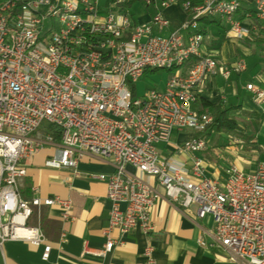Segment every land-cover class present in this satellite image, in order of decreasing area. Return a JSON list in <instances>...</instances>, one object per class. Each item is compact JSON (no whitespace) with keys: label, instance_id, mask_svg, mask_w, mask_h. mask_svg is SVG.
<instances>
[{"label":"built area","instance_id":"obj_1","mask_svg":"<svg viewBox=\"0 0 264 264\" xmlns=\"http://www.w3.org/2000/svg\"><path fill=\"white\" fill-rule=\"evenodd\" d=\"M41 1L0 0V249L6 242L42 246L41 260L47 262L51 246L40 227L30 224L34 210L58 207L64 222L73 220L69 199L42 198L37 187H32L30 198L20 192L24 162L50 147L53 152L44 161L48 169L77 176L78 164L86 158L112 167L109 175L93 177L106 183L110 203L105 242L98 250L84 245L85 255L103 259L130 232L146 237L153 232L150 213L161 198L154 181L169 200L184 209L194 205L198 219H212L209 240L199 241L201 246L225 253L232 264H264V161L253 171L231 166L223 182L206 177L200 154L207 144L199 134L211 116L194 110L199 88L219 72L197 32L198 16L225 21L228 36L244 40L264 33V0L255 1V15H245L256 21L249 25L237 16L239 0H210L197 10H185L181 1L185 14L191 13L182 24L184 34L173 31L166 37L152 34L154 27L170 24L161 11L148 24L134 22L132 35H123L128 5L140 2L149 7L155 0H76V5L58 0L52 9L38 11ZM56 8L81 10V17L67 16L61 29H45V19H51ZM190 38H203L202 53L190 48ZM185 53H193L192 65L189 61L186 69L169 73L162 90L149 89L134 97L133 84L147 74L146 66ZM245 69L239 60L220 73L227 79ZM258 81L264 85V76ZM246 90L264 105L261 86L249 83ZM49 126L56 128L59 141ZM173 131L190 132L173 147L189 156V167L158 154L156 145H167ZM154 253L147 243L145 264H156Z\"/></svg>","mask_w":264,"mask_h":264},{"label":"crops","instance_id":"obj_2","mask_svg":"<svg viewBox=\"0 0 264 264\" xmlns=\"http://www.w3.org/2000/svg\"><path fill=\"white\" fill-rule=\"evenodd\" d=\"M239 1L241 10L237 16L242 23L249 25L256 22L253 16L245 18L246 14L253 12L256 0ZM180 3L178 1L162 7L160 0H155L153 5L147 7L135 2L127 7V11L137 24L150 23L156 12L161 11L170 20V24L163 29L154 27L152 34L166 37L173 31L184 34L181 27L186 14ZM202 18L204 20L200 25L205 26L204 48L216 59L219 72L199 88L194 110L198 113L201 101L211 104L222 101L226 108L234 109L233 114L241 129L253 131L254 135H249L250 140L245 139L242 146L255 148V153H259L260 149L264 151L259 146L264 142V105L257 104L253 95L246 90L249 83H255L264 89V85L258 81L259 76H264V33L255 32L247 39L235 40L228 36L225 21L208 16H199L198 20ZM256 24L260 26L258 22ZM239 60L244 61L245 71L223 78L220 72ZM189 136L188 131H173L167 145H156L159 156L189 167V156L173 150L175 145L181 144ZM230 149H234V153L238 152L236 148ZM52 152V148L45 147L24 162L26 176L21 182L20 192L24 198H30L33 195L32 187H37L42 198L57 196L69 199L73 220L64 222L58 207L41 206L35 209L30 223L40 227L46 243L51 246L49 260H41L42 246L36 248L22 242H6L0 249V264H145L142 253L147 243L155 249L156 264H232L225 253L222 252V255L215 258V254L220 251L210 250L199 244L201 240L208 242L207 232L212 230V219L209 216L198 219L194 205L189 209L182 208L169 200L154 181L152 186L161 198L150 213L153 232L148 237L139 231L130 232L123 236V244L116 245L103 259L85 255L84 245L91 250H98L105 242L103 230L108 225L110 203L105 198L106 183L93 177L109 175L112 167L105 161L86 158L80 161L78 174L74 176L72 171L48 169L44 166V161ZM200 157L206 165V177L220 182L226 180L228 170L219 165L210 147ZM240 162L241 168L238 169L243 171H253L256 167L244 162L242 158ZM112 236L117 238L118 233L114 232Z\"/></svg>","mask_w":264,"mask_h":264},{"label":"rangeland","instance_id":"obj_3","mask_svg":"<svg viewBox=\"0 0 264 264\" xmlns=\"http://www.w3.org/2000/svg\"><path fill=\"white\" fill-rule=\"evenodd\" d=\"M100 2L102 3L103 0H100ZM169 76L170 74L166 71L147 73L143 78L133 84L134 97H142L149 89L162 90ZM244 123L246 124L247 122H243V124ZM239 130L240 133L225 131L220 133L212 132L209 137L206 136L203 138L206 141L207 147H210L212 150L213 155L217 159L219 165L227 170H229L231 166L241 168L240 158H242L244 162L251 166H257L259 162L264 161L263 150L260 149L259 153H255V148H252L251 146H242L245 139L250 140L249 135H254L252 133L253 131L247 128H239ZM245 145L248 144L245 143ZM259 146L264 148V142L262 141ZM229 147L238 149V152L234 153L232 151L234 149H230ZM218 255H222V252H217L215 254V258H218Z\"/></svg>","mask_w":264,"mask_h":264},{"label":"bare ground","instance_id":"obj_4","mask_svg":"<svg viewBox=\"0 0 264 264\" xmlns=\"http://www.w3.org/2000/svg\"><path fill=\"white\" fill-rule=\"evenodd\" d=\"M25 2H32L35 0H24ZM67 5H76V0H64ZM164 0L162 2H168ZM219 3H229L231 0H218ZM210 4V0H203L202 4L198 7L192 8L197 10L198 8H204ZM53 5H58V0H43L38 4V11H45L52 9ZM188 2H183L184 9L188 8ZM246 15H255V7L253 12ZM67 16L69 17H81V10L68 9V8H56L51 12V19H45V29H61V22ZM199 17V16H198ZM134 26V20L130 14H125V22L123 26V35L131 36ZM203 38H190V48H195V53H202ZM193 60V53L178 54L175 60L170 62L154 61L150 66H146V73H152L153 71H166L172 73L174 71H182L183 68L188 65L189 61Z\"/></svg>","mask_w":264,"mask_h":264},{"label":"trees","instance_id":"obj_5","mask_svg":"<svg viewBox=\"0 0 264 264\" xmlns=\"http://www.w3.org/2000/svg\"><path fill=\"white\" fill-rule=\"evenodd\" d=\"M164 0H160L162 3ZM179 2H188L189 6L185 10H192V8L198 7L202 4L203 0H178ZM155 3V2H154ZM153 3V4H154ZM129 6V5H128ZM191 13L186 11V18H190ZM204 20V18L198 20V30L197 32L201 35H204L205 26L200 25V23ZM194 61H191L188 66L192 65ZM157 72L153 71L152 73ZM232 108H226L222 101H217L215 103H207L205 101L200 102V109L198 114H207L211 116V122L207 126L206 130L203 133H200L199 136L204 138L206 136H210L212 132H232V133H240L239 124L237 119L233 115ZM48 130L54 133V140L59 141L58 132L55 127L49 126Z\"/></svg>","mask_w":264,"mask_h":264}]
</instances>
